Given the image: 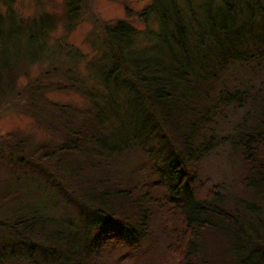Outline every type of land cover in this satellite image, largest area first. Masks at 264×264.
I'll return each instance as SVG.
<instances>
[{
  "label": "trees",
  "instance_id": "trees-1",
  "mask_svg": "<svg viewBox=\"0 0 264 264\" xmlns=\"http://www.w3.org/2000/svg\"><path fill=\"white\" fill-rule=\"evenodd\" d=\"M86 2L0 12V108L54 138L0 135V264H110L118 242L141 264H264V0H150L143 29L96 18L89 54L49 46Z\"/></svg>",
  "mask_w": 264,
  "mask_h": 264
},
{
  "label": "rangeland",
  "instance_id": "rangeland-1",
  "mask_svg": "<svg viewBox=\"0 0 264 264\" xmlns=\"http://www.w3.org/2000/svg\"><path fill=\"white\" fill-rule=\"evenodd\" d=\"M63 1L64 0H0V12L6 13L9 11V7L13 13L19 17L27 18L29 16L37 15L40 12H51L56 16L60 17L63 13ZM150 0H87V7L83 9V17L77 26L66 32L62 22L57 24V28L52 32L51 38L49 41V46L54 45L57 40L64 38L69 44H73L76 47H79L85 53L89 54L90 49L86 43V37L90 33H94V20L99 18L100 20H107L113 22V20L120 18H127L131 23L135 24L138 28L143 29L145 23L135 17V11L140 10ZM128 7L133 15L129 16L125 12V7ZM149 25L155 27L156 22L154 19L149 20ZM39 64H30L27 67L29 74L35 75L40 70ZM16 86L20 88L23 84L27 83V78L24 75H19L16 80ZM48 97L56 102H68L76 103L77 105H83L85 103L84 98L75 91L70 90H54L48 94ZM11 130L25 134L32 140L48 141L54 139L51 133L42 128L36 120L28 114L20 113L17 110L11 109V107L3 106L0 108V135L5 134ZM219 157H216L215 160H207L204 162V169H206L211 176H216V174H224L228 172V168L219 161L222 160ZM4 167L0 164V176L5 175ZM63 204L57 205V212H63ZM161 244V243H160ZM145 243L141 244V250L144 249ZM112 260L110 264H141V260L136 259L138 250L131 249L124 243L118 242L115 244ZM163 246L156 248L157 251H163ZM144 252L146 251L143 250ZM156 256V255H155ZM157 258V256H156ZM154 257V262L156 261ZM172 262L171 259L169 260ZM7 264H31L24 259L18 258L17 260H11ZM161 264H165L162 263ZM167 264V262H166Z\"/></svg>",
  "mask_w": 264,
  "mask_h": 264
}]
</instances>
